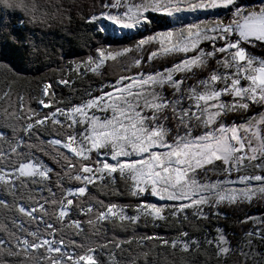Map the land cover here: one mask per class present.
Segmentation results:
<instances>
[{
	"label": "snow or ice",
	"instance_id": "1",
	"mask_svg": "<svg viewBox=\"0 0 264 264\" xmlns=\"http://www.w3.org/2000/svg\"><path fill=\"white\" fill-rule=\"evenodd\" d=\"M0 6L22 11V25L70 23L75 8L94 35L140 34L100 43L27 97L19 70L0 60V264H176L177 253L182 264H264V216L245 215L240 224L259 227L235 243L207 227L221 207L264 202V56L251 51L264 48V0H91L87 13L75 0ZM200 12L213 15L184 17ZM8 39L23 43L15 28ZM106 69L114 80L104 82ZM89 73L99 87L58 95ZM141 224L174 226L175 236L137 235ZM108 225L132 231L109 237Z\"/></svg>",
	"mask_w": 264,
	"mask_h": 264
},
{
	"label": "trees",
	"instance_id": "2",
	"mask_svg": "<svg viewBox=\"0 0 264 264\" xmlns=\"http://www.w3.org/2000/svg\"><path fill=\"white\" fill-rule=\"evenodd\" d=\"M258 0H241L243 4H249ZM38 2L45 6L48 0H38ZM75 2L81 5L79 11L87 13L91 9L87 6L88 0H75ZM65 5L73 3V0H64ZM86 3V4H85ZM203 13V12H201ZM220 13V12H218ZM225 14L224 12H222ZM204 17H211L212 13H205ZM0 17L3 18L0 22V60L10 61L20 72L19 77V90L27 97L30 93L37 91L36 81L40 78L55 80L61 74V69H66L68 61L80 60L85 58L88 54H94V49L100 43L107 41V44L124 43L125 45L133 44L136 39L140 38V34L135 30H120L113 32L111 27L107 33H96L95 35L90 30L89 26L79 18V12L74 8L72 10V21L70 23H61L58 21L51 22L50 25L40 24H21V20H27V17L22 11H13L11 9L5 10L0 6ZM19 17V19H17ZM201 18L203 15L196 13L193 14L190 19ZM7 25V27H4ZM15 28L18 36L23 43L13 44L11 39H8L5 43L4 37L8 32H11ZM118 32H120L118 34ZM33 45L38 47L39 51H35ZM122 47V46H118ZM252 53L257 56H264V48L251 49ZM170 66V65H169ZM110 69L105 70L104 82L114 80V77ZM2 80V77H0ZM101 79L99 77L92 76L90 73L83 78H76L75 83L71 87L58 86L56 91L58 95L63 96L65 99L78 100L85 90L91 88L95 89L99 87ZM35 106V104H33ZM95 191V189H93ZM101 199L105 201L111 200L117 203H126L131 198L127 196H101ZM152 202L160 203L155 198H149ZM221 218L219 220L213 218L211 223L207 225L208 229L214 234L215 228L218 226L224 230L233 243L240 240L243 232L248 229L258 228L259 225L252 223L240 224L239 221L243 220L245 215H252L255 217L264 216V202H255L251 206H243L240 208L234 207H221ZM4 217L0 215V221ZM107 235L112 237L113 235L118 238H126L131 234V229L125 232L119 228H113L108 225L106 228ZM193 235L199 236V233L193 229H189ZM154 234L158 233L165 237L175 236V227H165L159 225L153 227L148 225L144 227L141 224L136 229V234ZM3 233H0V237ZM256 247L261 251H264V243L259 240L256 241ZM135 250L136 245H132ZM127 253L125 254V256ZM107 257H105L106 259ZM193 256L188 259H194ZM203 257L197 260V264H203ZM161 264H167L163 257L160 258ZM176 264H182V258L179 253L176 256Z\"/></svg>",
	"mask_w": 264,
	"mask_h": 264
},
{
	"label": "rangeland",
	"instance_id": "3",
	"mask_svg": "<svg viewBox=\"0 0 264 264\" xmlns=\"http://www.w3.org/2000/svg\"><path fill=\"white\" fill-rule=\"evenodd\" d=\"M64 1V0H63ZM56 2H59V0H56ZM90 2H91V0H88V2H87V6L90 4ZM258 1H255V2H251V3H249V4H254V3H257ZM86 4V3H85ZM249 4H245V5H249ZM218 12H220V13H218ZM222 12H224V10H222V9H217L216 10V13L217 14H219V15H221V16H223V15H225V14H223ZM193 14L194 13H186V14H184V17H185V19L186 20H188V21H192V19H190V17H192L193 16ZM197 15H203V17H202V19L203 18H211V17H209V15H207V17H204L205 15V13H196ZM199 18V17H198ZM195 19H197V17L195 18ZM195 19H193V20H195ZM115 31H120V29H116ZM125 31H129V30H125ZM120 32H118V34H119ZM111 46V47H118V46H123L124 45V43H115V46H113V44H107V46ZM145 67L147 68V65H145ZM111 71H112V73H110V74H112L113 75V77H114V74H113V72H114V70L113 69H110ZM115 78V77H114Z\"/></svg>",
	"mask_w": 264,
	"mask_h": 264
}]
</instances>
